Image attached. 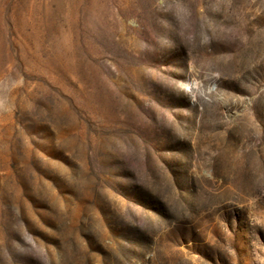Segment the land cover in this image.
Here are the masks:
<instances>
[{
    "label": "rangeland",
    "instance_id": "obj_1",
    "mask_svg": "<svg viewBox=\"0 0 264 264\" xmlns=\"http://www.w3.org/2000/svg\"><path fill=\"white\" fill-rule=\"evenodd\" d=\"M0 264H264V0H0Z\"/></svg>",
    "mask_w": 264,
    "mask_h": 264
}]
</instances>
